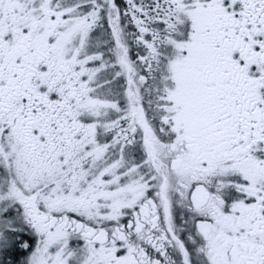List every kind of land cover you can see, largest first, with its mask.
<instances>
[{
  "label": "snow or ice",
  "instance_id": "snow-or-ice-1",
  "mask_svg": "<svg viewBox=\"0 0 264 264\" xmlns=\"http://www.w3.org/2000/svg\"><path fill=\"white\" fill-rule=\"evenodd\" d=\"M0 264H264V0H0Z\"/></svg>",
  "mask_w": 264,
  "mask_h": 264
}]
</instances>
